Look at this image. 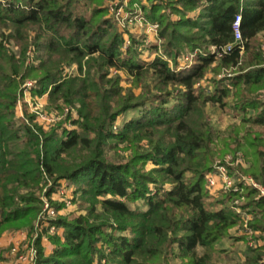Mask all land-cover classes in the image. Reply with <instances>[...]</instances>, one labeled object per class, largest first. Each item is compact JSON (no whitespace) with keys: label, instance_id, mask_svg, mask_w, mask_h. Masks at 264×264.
Returning a JSON list of instances; mask_svg holds the SVG:
<instances>
[{"label":"trees","instance_id":"trees-1","mask_svg":"<svg viewBox=\"0 0 264 264\" xmlns=\"http://www.w3.org/2000/svg\"><path fill=\"white\" fill-rule=\"evenodd\" d=\"M105 1L0 0V237L33 233L44 196L68 180L86 213L51 220L63 232L49 236L54 248L48 255L37 239V264H217L225 252L219 244L241 224L236 200L253 216L249 226L259 231L253 237H264L259 190L241 182L240 192L211 193L205 178L228 155L234 161L241 155L247 166L231 165V173L264 185V52L257 38L264 31V0H148L143 9L159 24L163 54L177 66L183 49L198 52L181 69L162 55L145 60L142 36L130 34L126 46ZM194 10H200L195 17ZM239 12L244 52L234 47L219 56L234 41ZM74 64L77 73L65 74ZM113 68L128 75L131 87H122L120 74L110 75ZM209 71L215 77L207 88L199 83ZM33 77L34 96L47 94L48 108L61 113L78 106L79 117L67 116L51 129L34 116L18 118L22 85ZM207 103L241 114L240 122L219 134ZM131 109L140 112L114 129ZM68 120L76 128L67 127ZM121 144L131 150L128 160ZM148 162L154 168L145 172ZM138 201L145 208L131 206ZM242 264H264V249L248 246Z\"/></svg>","mask_w":264,"mask_h":264},{"label":"rangeland","instance_id":"rangeland-1","mask_svg":"<svg viewBox=\"0 0 264 264\" xmlns=\"http://www.w3.org/2000/svg\"><path fill=\"white\" fill-rule=\"evenodd\" d=\"M147 6L148 5V0H106L104 3V7H107L108 12H109V17H112L119 28V31L121 33H123L126 41L129 40L130 38V34L135 35L137 37L142 36L144 38V47L142 48V52L144 54V56L148 53L149 56L143 57L145 60H151L153 59V55L158 51L156 50H151L152 45H146L145 44V38L147 36V33L144 32V20H140L139 17L144 18L145 20H147L146 18V13L145 10L143 9V6ZM200 10H194L191 13L194 15H198ZM175 17V16H174ZM148 21V20H147ZM150 22V21H149ZM146 35V36H145ZM258 40L260 42L261 48L264 52V31H262L261 33L258 34ZM164 43V39L159 38V40L155 43L156 45H158V48L162 49V45ZM11 47L13 49V51H15V53L19 54L20 53V49L19 47L16 45L15 42H11ZM244 52V51H243ZM198 52L195 51H191L190 49H183L182 53L178 56V65L181 64L183 62L182 57H184L185 55H194ZM32 54V53H31ZM34 55L32 54V57ZM165 56V54H164ZM163 56V57H164ZM167 56V55H166ZM151 57V59L149 58ZM167 58H171L168 57ZM172 59V58H171ZM174 59V58H173ZM174 61V60H173ZM194 61V60H193ZM30 63H38L36 58H32V61H30ZM189 63V61H188ZM178 65H175V61H174V67H178ZM191 65V64H188ZM185 67V66H183ZM180 67L179 69L183 68ZM77 65H72L70 67H66L64 70L65 74H75L77 73ZM224 72H226V74L232 73L231 69H226ZM217 73H220L219 71H217ZM117 75L120 74L122 80H121V85L123 88H128L131 87L132 83L130 82V79L128 78V75L122 71V70H117L115 68H113L111 70V74L110 75ZM221 75V74H220ZM219 76V75H218ZM213 77H215V72L214 71H209L208 74L205 76V78L203 79V81L201 82L202 85H204V87L208 88V85L210 83H212ZM27 81H32L34 83V86L32 87V91L33 88L36 86L37 84V80L36 78H29L27 80H25V82L23 83V85L27 82ZM22 85V87H23ZM212 89V88H211ZM31 91V92H32ZM141 92V88H134V93L135 94H140ZM33 95V92H32ZM261 95V96H260ZM34 96V95H33ZM259 96L261 98H264V89L260 90L259 92ZM35 97V96H34ZM39 97V96H37ZM20 99H22V101H24V97L22 96ZM35 105H38L37 107L41 108L43 111L47 112V113H59L60 115L63 114L57 110H52L48 108V95L45 94L44 96H41V98L37 101H34ZM78 106L75 107H70V106H66V108H70V112L68 114V116H70V119H75L74 115L78 116ZM17 111V117L20 119H24V120H29V116H34L33 121L35 123H37L38 125L42 126L41 123H39L38 119V115L36 114V112L31 111L29 109V105L26 102H22V105L19 107V104L17 105L16 108ZM205 111L206 114L208 116V119L210 120V122L212 123V125L214 126V128L217 129V132L219 134H224L228 127L234 123H239L240 119H241V114L240 115H235L233 114L234 112L232 110H230L227 107H222L218 104H213V103H207L205 106ZM140 112V109H131L128 112H126L125 114L120 115L114 125V129H119V127H121L123 125L124 122L130 120L131 118L137 116ZM65 118V117H64ZM31 120V119H30ZM63 120V119H62ZM69 121V120H68ZM70 122V121H69ZM70 126V125H69ZM43 127V126H42ZM71 127V126H70ZM71 128H76V125L74 127ZM141 144L143 146L147 145V141L143 140L141 142ZM125 144H121L120 145V153L123 157L124 160H128V157L131 154V150L130 149H125L124 148ZM108 153L110 154V156H114V150L112 149H108ZM154 168V165L151 162H148L147 164H143L142 165V170L145 172H150L152 169ZM63 182H66L68 184L67 188L70 191V196H71V203L69 205V207L64 203V202H60L59 200H54L51 199L50 196H44V199L47 198L51 203L52 201L54 202H60L63 203V207L61 209H59L62 214L67 215V214H71V215H77V214H81V213H86V209L83 208L81 205V197H80V193L78 194L77 191V185L74 183H71L68 180H61ZM60 181V182H61ZM70 182V183H69ZM60 185V184H59ZM152 187V184H150ZM167 187H170V185L168 184ZM78 195V196H77ZM136 205L141 206L142 208H145V206L143 205L142 201H138V202H134L131 204L132 207H135ZM221 244V243H220ZM241 249L237 248V250H235V252L232 254V261L227 262L226 258L219 256L218 258H216V261H219V263L217 262V264H242L244 257H246L247 255V251H246V247L243 245L242 247H240ZM239 252H241V254H239ZM17 260V257H16ZM169 264H181L179 259H173L170 261Z\"/></svg>","mask_w":264,"mask_h":264},{"label":"built area","instance_id":"built-area-1","mask_svg":"<svg viewBox=\"0 0 264 264\" xmlns=\"http://www.w3.org/2000/svg\"><path fill=\"white\" fill-rule=\"evenodd\" d=\"M140 20H144V32L147 33V36L145 38V44L146 45H154L159 40V24L157 22H149L145 20L142 17H139ZM233 33H234V41L233 43H230L226 45L224 48H222L218 55L221 56L223 53H227L231 51L234 47H238L241 49V53L244 51V38L242 34V13L239 12L235 15L234 21H233ZM130 41H126V46L129 45ZM125 46V47H126ZM212 52H216L215 47H212ZM197 52V51H196ZM145 54V53H144ZM143 54V56H144ZM156 55H162L164 56L162 49L159 48V50L153 55V58ZM194 55H185L182 57L183 62L178 65V68L183 66H189L188 64H192ZM149 56L148 53L144 56ZM151 59V57H149ZM165 59L168 60L171 67L174 65V61L171 58H167V56H164ZM189 61V63H188ZM201 84V83H199ZM34 86V83L32 81H27L23 87H22V96L24 97V101L22 99H19V107L22 105V102H26L29 105V109L31 111L36 112L38 115V121L42 124V126L45 129H51L53 126H55L60 120L64 119V117H67L69 112L71 111L70 108H66L63 114L57 113H47L43 111L41 108L37 107L38 105H35L34 101H38L41 97L33 96L32 95V87ZM21 96V97H22ZM20 97V98H21ZM75 118L77 116L74 115ZM67 127L71 128L74 127V125L71 122L65 123ZM71 127H70V126ZM240 164L244 167L247 166V163L243 159V157L240 155L235 161L232 155H228L225 159V163H217L215 165V168L212 171H209L206 173V185L207 188L211 191V193H218L219 191L227 192V191H233V192H240L242 191V187L240 186V183H244V185H251L259 190L260 196H264V185L256 181L254 178L248 175L244 176H234L231 173L230 166L231 165ZM52 184L51 182L49 183ZM68 184L66 182L61 181L60 185L58 186L57 190L53 192L51 199L59 200L60 202H64L68 207L71 203V196L70 191L67 188ZM240 200L235 201V210L237 213L240 214L241 217V228L242 234L249 236V245L250 246H257L259 244L258 239H255L253 236L255 234H259V231L257 229H254L249 226V221L252 219V214L245 212L240 206H239ZM58 214H62L60 210H57L52 203L45 198L44 199V207L43 212L35 226V230L33 233H29L28 240L22 245L21 243L15 244L11 248V253L17 257V261L19 264H37V257H38V246L36 244L37 239L40 237L41 241H49V236L53 234H61L63 232L62 228L57 227L56 225L51 223L52 219H55Z\"/></svg>","mask_w":264,"mask_h":264},{"label":"crops","instance_id":"crops-1","mask_svg":"<svg viewBox=\"0 0 264 264\" xmlns=\"http://www.w3.org/2000/svg\"><path fill=\"white\" fill-rule=\"evenodd\" d=\"M199 13V12H198ZM191 16L195 17L196 15L190 13ZM253 217V216H252ZM241 224L235 226L230 230L231 236L225 238L221 244H219V247L222 250H225V252L221 255V257L226 258L227 262L229 259L232 261L231 257L232 254L237 250V248L241 249L243 245L246 247L250 246L248 240L241 239L242 231L240 230ZM29 238V231L28 230H21V231H6L2 234L0 237V254L3 256V259L0 260V264H19V262L16 260V257L11 253V248L17 244L21 243L22 245L28 240ZM258 239L259 244L257 246L253 247H262L264 249V237L263 238H255ZM41 245L44 249V252L46 255L50 254L54 248V245L51 243V241H41ZM252 247V246H250ZM241 254V252H239ZM247 256V255H246ZM218 258V257H217ZM246 257H244L243 262L245 261ZM219 263V261H216ZM242 262V263H243Z\"/></svg>","mask_w":264,"mask_h":264}]
</instances>
